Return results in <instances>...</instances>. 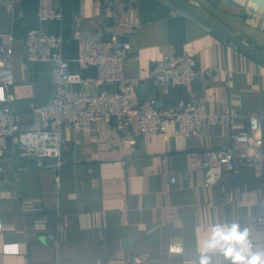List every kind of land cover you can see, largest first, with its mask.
Returning <instances> with one entry per match:
<instances>
[{"label": "crops", "instance_id": "0c3cea01", "mask_svg": "<svg viewBox=\"0 0 264 264\" xmlns=\"http://www.w3.org/2000/svg\"><path fill=\"white\" fill-rule=\"evenodd\" d=\"M177 1L264 56V10L249 0ZM55 7L62 22H41L39 0H25L22 17L0 6V33L15 38L12 99L0 87V107L20 114L21 132L42 126L30 104H46L54 93V64L27 60V32L42 25L62 37L70 71L84 78L95 77L97 69L75 61L79 36L102 31L107 39L131 42L126 76L143 86L142 92L134 88L133 104L151 92L162 106L185 99L184 88L153 89L149 78L167 54L191 55L201 73L197 101L210 114L239 116L188 137L169 122L168 138L152 139L138 137L137 124L129 134H120L114 123L66 125L60 168L39 165L11 138L0 158V264H161L165 258L199 264L209 228L233 221L264 245V61L169 0H56ZM249 116L263 121V172L212 166L206 152L231 145ZM134 138L138 143H131ZM208 171L214 180L209 185ZM8 243L19 244V252L5 254ZM174 243L184 245L182 254H168ZM222 259L212 256L214 264Z\"/></svg>", "mask_w": 264, "mask_h": 264}, {"label": "built area", "instance_id": "2783aa9c", "mask_svg": "<svg viewBox=\"0 0 264 264\" xmlns=\"http://www.w3.org/2000/svg\"><path fill=\"white\" fill-rule=\"evenodd\" d=\"M25 0H0L8 13L23 16ZM56 0H39L38 18L41 22L63 21V13L55 7ZM79 52L75 61L82 69L96 68L97 75L84 78L70 71L71 60L62 54L63 39L49 34L38 26L27 32L24 43L27 60L52 62L54 93L43 105L30 104V110L39 116L41 127L20 131V114L9 105L0 107V158L8 152L9 141L17 138L23 154L37 158L39 165L60 168L62 162V130L66 125H85L92 122L115 124L120 134H129L134 124L138 137L168 138V124L174 122L181 137L196 135L204 126L233 122L239 113L210 114L205 104L195 98V83L200 78L196 59L188 54L170 53L158 61L151 71L149 83L153 89L184 88L186 98L175 105L159 107L160 101L151 92L142 102L133 104L131 94L138 80L126 76L125 61L133 52L131 42L107 39L102 31L85 32L78 37ZM15 38L11 33H0V87L9 93L14 86ZM93 85L94 89L87 88ZM12 95L9 93V101ZM263 121L259 116L247 118V128L233 134L232 144L206 152L218 168L237 171L241 166H252L258 174L263 172ZM138 143L137 138L131 140ZM212 168V167H211ZM172 182H175L172 179ZM214 182L208 171L206 184ZM259 223L264 225V206ZM1 229V224H0ZM182 243L170 246L168 254H182ZM161 264H171L168 259Z\"/></svg>", "mask_w": 264, "mask_h": 264}, {"label": "clouds", "instance_id": "9594fccd", "mask_svg": "<svg viewBox=\"0 0 264 264\" xmlns=\"http://www.w3.org/2000/svg\"><path fill=\"white\" fill-rule=\"evenodd\" d=\"M19 250L17 243L3 248L5 254H17ZM213 255L223 258L221 264H264V245L254 243L251 230L239 222L216 223L209 228L199 264H214Z\"/></svg>", "mask_w": 264, "mask_h": 264}, {"label": "water", "instance_id": "95a60500", "mask_svg": "<svg viewBox=\"0 0 264 264\" xmlns=\"http://www.w3.org/2000/svg\"><path fill=\"white\" fill-rule=\"evenodd\" d=\"M169 1H171L172 3L177 5L178 7L182 8L186 12H188V13L192 14L193 16L197 17L198 19H200L201 21L206 23L208 26H210L211 28H213L214 30L219 32L222 36H224L225 38H227L230 41L234 42L236 45H238L240 48H242L246 52H248V53L252 54L253 56L259 58L260 60L264 61V56L262 54L258 53L257 51H255L254 49H252L251 47L246 45L245 43L241 42L240 40H238L234 36L230 35L225 30H223L220 27L216 26L215 24L210 22L208 19H206L205 17H203L202 15L197 13L195 10L189 8L188 6L182 4L181 2H179L177 0H169ZM249 1L252 2L253 4H255L256 6H258L259 8L264 10V0H249ZM137 89H138V91L142 92L143 86H138ZM159 107H162L161 102L159 103Z\"/></svg>", "mask_w": 264, "mask_h": 264}]
</instances>
